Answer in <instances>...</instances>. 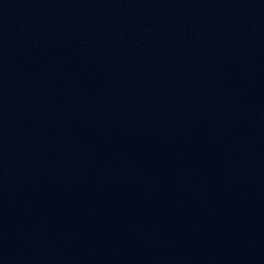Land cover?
Segmentation results:
<instances>
[{
	"label": "water",
	"instance_id": "obj_1",
	"mask_svg": "<svg viewBox=\"0 0 264 264\" xmlns=\"http://www.w3.org/2000/svg\"><path fill=\"white\" fill-rule=\"evenodd\" d=\"M0 264H264V0H0Z\"/></svg>",
	"mask_w": 264,
	"mask_h": 264
}]
</instances>
